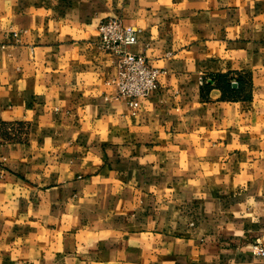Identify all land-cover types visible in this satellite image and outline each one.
Listing matches in <instances>:
<instances>
[{
	"label": "crops",
	"instance_id": "0c3cea01",
	"mask_svg": "<svg viewBox=\"0 0 264 264\" xmlns=\"http://www.w3.org/2000/svg\"><path fill=\"white\" fill-rule=\"evenodd\" d=\"M108 17L165 71L137 109ZM258 242L264 0H0V264H264Z\"/></svg>",
	"mask_w": 264,
	"mask_h": 264
},
{
	"label": "built area",
	"instance_id": "2783aa9c",
	"mask_svg": "<svg viewBox=\"0 0 264 264\" xmlns=\"http://www.w3.org/2000/svg\"><path fill=\"white\" fill-rule=\"evenodd\" d=\"M100 45L115 57L116 73L108 80L117 91V97L127 98L137 109L140 99L150 96L159 86V78L165 71L153 65L143 53L131 47L138 42V29L127 25L119 17H108L99 24ZM257 245L255 250L263 254Z\"/></svg>",
	"mask_w": 264,
	"mask_h": 264
},
{
	"label": "rangeland",
	"instance_id": "374dc122",
	"mask_svg": "<svg viewBox=\"0 0 264 264\" xmlns=\"http://www.w3.org/2000/svg\"><path fill=\"white\" fill-rule=\"evenodd\" d=\"M7 126H9V125H7ZM13 126H15V125H13ZM17 127H18V125H17ZM257 245H259V246L262 248L261 250L264 249V244L258 242V243H256L255 245H253V247H252L253 252L264 256V253L261 254V253L256 252V250H255V246H257Z\"/></svg>",
	"mask_w": 264,
	"mask_h": 264
},
{
	"label": "trees",
	"instance_id": "16d2710c",
	"mask_svg": "<svg viewBox=\"0 0 264 264\" xmlns=\"http://www.w3.org/2000/svg\"><path fill=\"white\" fill-rule=\"evenodd\" d=\"M225 79V81L227 80L226 78H221V80L223 81ZM230 84V82H228V85ZM230 86H231V84H230Z\"/></svg>",
	"mask_w": 264,
	"mask_h": 264
},
{
	"label": "water",
	"instance_id": "95a60500",
	"mask_svg": "<svg viewBox=\"0 0 264 264\" xmlns=\"http://www.w3.org/2000/svg\"><path fill=\"white\" fill-rule=\"evenodd\" d=\"M236 85V83H234Z\"/></svg>",
	"mask_w": 264,
	"mask_h": 264
}]
</instances>
